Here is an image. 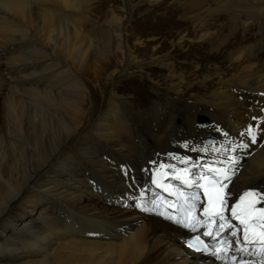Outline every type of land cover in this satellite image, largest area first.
<instances>
[{"label": "bare ground", "instance_id": "1", "mask_svg": "<svg viewBox=\"0 0 264 264\" xmlns=\"http://www.w3.org/2000/svg\"><path fill=\"white\" fill-rule=\"evenodd\" d=\"M91 1L95 0H0L1 245L14 241L17 248L9 249L15 256L38 258L20 264H78L57 258L64 245L82 243L71 233L54 237L62 227L51 214L40 210L19 225L12 222L22 208H33L38 197L49 194L72 207V212L65 208L62 212L70 228L79 226L78 234L88 231L89 238L100 239L83 241L77 256L83 264H223L185 246L192 231L158 214L178 217L159 205H165L162 200L156 202L147 178L152 168L170 165L178 154L191 157L209 150L206 139L214 136L213 142L227 145L216 157L236 156L241 163L230 185L235 199L247 191L264 195V128L252 120L264 119V54L257 56L264 46V0H177L182 22L196 23L193 34L210 46L209 55L227 53L235 73L211 74L204 80L217 79L213 89L183 101L191 84L173 75L174 64L153 57L171 71L172 80L178 79V84L168 86L175 97L166 110L135 113L126 100L115 102V92L108 91L103 116L92 123L97 115L89 119L92 91L79 76L89 59L93 56L90 61L98 73L104 69L100 63L116 66L114 60L120 59L111 80L129 71L145 73L148 63L133 56L125 38V16L114 14L98 27L89 23ZM221 18L227 22L219 25ZM247 31L253 40L238 39L233 43L237 45L227 48L236 35ZM136 45L145 44L138 40ZM201 112L211 113L205 129L196 121ZM250 126L255 140L248 133ZM81 156L92 164V169L87 166L91 172L110 181L120 175L137 189L138 208L120 215L96 205L82 211L77 206L82 188L68 177H58ZM123 181L120 185L126 186ZM154 202L159 205L155 211L143 210L153 208ZM59 238L64 242L56 243Z\"/></svg>", "mask_w": 264, "mask_h": 264}, {"label": "rangeland", "instance_id": "2", "mask_svg": "<svg viewBox=\"0 0 264 264\" xmlns=\"http://www.w3.org/2000/svg\"><path fill=\"white\" fill-rule=\"evenodd\" d=\"M178 8L177 0H159L158 2L154 0H95L89 3L87 14L90 20H92V22L90 21L89 23L91 25L93 23L96 27L114 14L119 17H126V22H124V24H128L125 28V38L129 40L132 52L134 51L133 56H135V60L148 63L145 73L140 71H129L111 80V76L114 70L117 69L120 59L114 60L116 66H107L105 62L100 63V67L104 68L100 73L97 72L94 66L95 62L90 61L93 56L89 59V66L84 67L81 73L79 72V76L85 85L88 84L86 87L92 91V100L89 101V108L91 109L89 119L97 115L93 118L94 120L91 121V123L103 116L104 110L102 107L105 98L104 95H106L108 91L115 92V95L118 97L114 98L115 102H117L119 98L124 101L126 100L129 103L130 109L132 108L131 110L135 113L150 114L151 111L155 109L158 111L159 109L161 111L166 110L165 107L169 106L173 102L172 99L175 97L168 86L178 84V79L174 78L172 80L170 77L171 71L153 62V57H159L163 62L166 61L170 64H174L173 69L175 72L173 75L179 76L180 80L185 79V84H191L189 87L190 89H186L183 94L184 96L182 95L183 101L189 100L192 95L207 93L209 88L213 89L212 86L217 79L204 80L205 78H210L209 76L211 74H216L217 71L223 70L225 74L223 75L222 73L221 76L230 77L235 73L233 68H229V64L233 65V63L227 59V53L222 52L219 56L209 55L210 46L201 44L203 41L198 40V37L193 34L194 24L196 23L188 20L187 22H182L184 20L182 17L183 13ZM221 20L222 21L218 23L219 25L227 22L226 18H221ZM94 22H96V24ZM91 29L92 27L90 30ZM183 37L185 38L182 39ZM235 38L236 39H234L227 48L231 49L237 45L233 43L238 39L247 38L253 40V35L247 31L244 35H236ZM138 40L143 41L145 45L143 47L137 46ZM262 49V52L257 56L261 57V55L264 54V46ZM1 109H3V105L0 101V120L2 118ZM115 114L119 116L120 112H115ZM200 114L211 119V113L201 112ZM252 120L256 122V127L259 126L261 129L264 128V119ZM196 121L199 124L198 119H196ZM91 123L89 124L91 125ZM209 123L208 121L205 125H199L205 129L204 126ZM89 124L86 129L89 128ZM256 133L258 134L259 132ZM213 137L214 136H208L206 139L207 142H213ZM122 138L125 139L127 137L122 136ZM209 139H212V141H208ZM79 159L80 160H75L74 163L70 165L72 167H66L58 177H68L69 181L74 182L82 188L78 193H82L83 198L80 204L77 205L78 207L82 206V211H84L83 209L88 205L93 207L96 205L95 207H103L112 215H120V213L123 214L131 209L134 210L138 208L137 201L139 195H136L137 189L135 190L127 184V180L123 181L120 175L116 177L114 181L102 178L98 173L88 170L87 166L92 169V164H89L87 160L83 159V156ZM117 167L116 171L119 173L121 167L119 164H117ZM75 176L78 177L76 178ZM87 180L91 182V185H86ZM122 181L126 182V186L120 185ZM38 198L40 201L33 208H22L21 214L13 218L12 222H16V224L19 225L30 218H35L40 210H44L45 213L51 214L52 218L56 219L62 227L61 232L54 235V237L57 238L61 234L67 237V233H71L73 240L77 243H82L76 246L64 245V248L58 251L57 258H62V260L67 263L75 261L78 264H83V258L77 257L78 254H82L80 248L85 245L83 241L92 239V241L98 242L100 240L99 237L89 238L88 231V234L84 233L80 235L78 234L79 226L70 228L66 224L62 212L64 211L63 208L72 212V207H68V204L53 199L49 194L46 198H42L41 196ZM68 203L70 202L68 201ZM63 242L64 241L59 238L56 243ZM1 243L2 241H0V264H20L27 261L26 259L29 258H31L30 260L38 259L30 256L20 259V257L15 256L9 249V247L16 249V242L4 241V245H1Z\"/></svg>", "mask_w": 264, "mask_h": 264}, {"label": "snow or ice", "instance_id": "3", "mask_svg": "<svg viewBox=\"0 0 264 264\" xmlns=\"http://www.w3.org/2000/svg\"><path fill=\"white\" fill-rule=\"evenodd\" d=\"M248 133L255 140V135L252 133L251 128H249ZM204 150L206 151V149ZM229 159L231 160V158ZM180 162L185 165L189 164L187 160H181ZM169 167L174 172L178 171L175 169V166ZM198 167L200 165H192V168ZM180 171L182 174L175 176V179L179 180L181 184L188 188L203 189V193L207 197V207L203 209L204 219L197 217L195 214L196 202L200 199L198 191L191 196H186L180 190L170 193L171 195L182 197L185 204H187V207L182 209L184 212L182 218L166 215L163 212H159V215L166 216L167 219L173 220L175 223L181 224L194 232L198 228L206 227L207 230L202 235L217 240V246L211 253L217 259L223 258L221 253L227 256V253L232 249L233 242L236 244H244V247L239 249L242 252H248L249 245H258L260 254H264V206L257 207L258 204H264V195L255 191H247L239 197L238 202L230 209L231 219L238 221L241 226L239 229H235V226L230 222V218L225 215V212L228 210V193L226 189L231 182V177L234 175V172L230 168H214L211 166L207 168V172L201 171L199 173H193L188 167ZM153 183L158 187H163L158 180H154ZM168 187H171V185H168ZM189 200L191 201L190 204L188 203ZM168 206L176 207L175 204H169ZM141 207L143 206L141 205ZM158 207L159 205H156L154 202L153 208H144L143 210L152 212ZM227 229H234L230 234L233 238H236L235 241L219 239ZM188 246L198 252H207L209 248L208 244L201 240L200 236H197ZM233 264H235V258H233ZM240 264H246V262L241 261Z\"/></svg>", "mask_w": 264, "mask_h": 264}, {"label": "water", "instance_id": "4", "mask_svg": "<svg viewBox=\"0 0 264 264\" xmlns=\"http://www.w3.org/2000/svg\"><path fill=\"white\" fill-rule=\"evenodd\" d=\"M209 119L206 117V116H204V115H199L198 116V121L200 122V123H203V122H207Z\"/></svg>", "mask_w": 264, "mask_h": 264}]
</instances>
